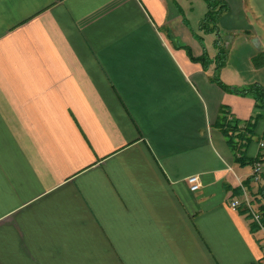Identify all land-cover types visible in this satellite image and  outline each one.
<instances>
[{
  "label": "crops",
  "instance_id": "crops-1",
  "mask_svg": "<svg viewBox=\"0 0 264 264\" xmlns=\"http://www.w3.org/2000/svg\"><path fill=\"white\" fill-rule=\"evenodd\" d=\"M219 1L204 34L205 0H0V264H264L230 205L262 183L213 127L261 114L264 157V109L189 55L222 39L221 80L264 87V0Z\"/></svg>",
  "mask_w": 264,
  "mask_h": 264
},
{
  "label": "trees",
  "instance_id": "trees-1",
  "mask_svg": "<svg viewBox=\"0 0 264 264\" xmlns=\"http://www.w3.org/2000/svg\"><path fill=\"white\" fill-rule=\"evenodd\" d=\"M205 2L207 3L208 11L201 20L199 29L204 34H219V18L224 12L228 11L229 7L225 2L219 0H205ZM199 39L200 41L202 40L201 37H199ZM216 46L218 48V54L214 61L209 57L206 51L199 58L193 57L190 51L189 55L192 61L201 63L204 69H209L211 64L215 62V74L212 77V81L214 83L218 84L226 92L252 97L256 102V107L264 109V87L262 85L255 83L245 88H235L226 85L221 80L219 72L227 62L228 51L222 44V39L217 41ZM253 64L256 68L264 67V53H260L254 57ZM261 118V114H256L249 120L242 121L232 115L230 108L227 106H221L219 110V115L213 127L219 129V131L223 134L227 145L234 153L235 162L241 166H255L257 162H264V157L262 155L256 158H250L247 155V148L253 142L256 135L257 125ZM262 138L264 139V134ZM245 184L248 185V182ZM258 193L264 198V175L263 183L260 186ZM262 209L264 211V207Z\"/></svg>",
  "mask_w": 264,
  "mask_h": 264
},
{
  "label": "built area",
  "instance_id": "built-area-1",
  "mask_svg": "<svg viewBox=\"0 0 264 264\" xmlns=\"http://www.w3.org/2000/svg\"><path fill=\"white\" fill-rule=\"evenodd\" d=\"M260 146L264 148V143H261ZM263 175L264 162H257L253 166L251 181L256 184H261L263 183ZM187 182L192 192H197L201 188V180L197 175L188 177ZM230 205L234 209H241L248 215L251 222L255 225L256 231L262 236L260 241L264 249V211L262 209L264 207V199L251 197L247 189H245L244 198L242 200H233Z\"/></svg>",
  "mask_w": 264,
  "mask_h": 264
}]
</instances>
